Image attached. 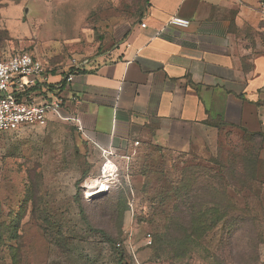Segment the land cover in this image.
I'll return each mask as SVG.
<instances>
[{
    "label": "rangeland",
    "instance_id": "obj_1",
    "mask_svg": "<svg viewBox=\"0 0 264 264\" xmlns=\"http://www.w3.org/2000/svg\"><path fill=\"white\" fill-rule=\"evenodd\" d=\"M145 2L0 0V62L20 53L51 66L97 58L116 24L132 22ZM213 126L215 143L195 151L152 146L123 157L94 147L61 120L3 133L0 264H264V186L251 174L225 170L254 160L258 143L241 130ZM107 159L114 173H103ZM186 189L194 203L224 207L208 204L202 213L221 222L196 228L190 239ZM172 225L179 233L169 231Z\"/></svg>",
    "mask_w": 264,
    "mask_h": 264
},
{
    "label": "crops",
    "instance_id": "obj_2",
    "mask_svg": "<svg viewBox=\"0 0 264 264\" xmlns=\"http://www.w3.org/2000/svg\"><path fill=\"white\" fill-rule=\"evenodd\" d=\"M263 5L146 0L132 22L116 24L104 53L77 59L72 83L65 84L72 62H43L46 73L31 96L38 103L62 98L61 118L49 115L48 124L77 129L78 120L89 144L122 157L152 146L195 151L215 143L213 124L260 133L256 171L264 186ZM174 16L189 27L168 26Z\"/></svg>",
    "mask_w": 264,
    "mask_h": 264
},
{
    "label": "built area",
    "instance_id": "obj_3",
    "mask_svg": "<svg viewBox=\"0 0 264 264\" xmlns=\"http://www.w3.org/2000/svg\"><path fill=\"white\" fill-rule=\"evenodd\" d=\"M262 13L264 14V5ZM189 24V21L177 16L172 17L168 22V26L180 29L188 28ZM142 27L145 28L146 24H142ZM71 65L72 69L66 76L65 84L72 83L75 73L81 69L77 60H73ZM45 73L44 63L29 53H20L0 62V135L15 132L25 126L46 127L49 115L61 118V110L64 106L62 98L57 97L51 101L38 103L31 96L32 91L38 87L39 80ZM76 122L78 131L84 139L89 140L79 121L76 120ZM104 151L110 156L114 155L112 150ZM115 167L107 159L103 165V173H114ZM99 185L101 184L90 183V187L93 189ZM101 187L107 190L106 185H101ZM89 192L88 188L86 190L87 200H91L87 195ZM148 245H152V242L148 241Z\"/></svg>",
    "mask_w": 264,
    "mask_h": 264
},
{
    "label": "trees",
    "instance_id": "obj_4",
    "mask_svg": "<svg viewBox=\"0 0 264 264\" xmlns=\"http://www.w3.org/2000/svg\"><path fill=\"white\" fill-rule=\"evenodd\" d=\"M141 10L142 9L138 10L136 13L138 14L139 12H141ZM220 125H222L224 127H230V128L238 129L232 125H225L223 123ZM238 130H241L245 135H247L249 137L250 142L252 141V142L258 143V151L256 152V156H255L254 160H251V161L248 159L243 160L241 170L237 167V164L235 162H230V166L225 170H227L228 173L232 176L237 175L238 173H240V174L241 173L251 174L252 175L251 180L256 183V182H258L256 167H257V159H258V155H259L261 143H262V134H260V133H257V134L248 133V131H246L244 129H238ZM247 166H249L251 168V170L247 169ZM177 195H178L177 196L178 200H180L179 197L181 198V196L179 195V193H177ZM75 197H76V200L78 201V204H80V201H81L80 200V197H81V184L80 183L77 184V193H76ZM176 204L174 207V211L179 210L178 204L177 205ZM182 204L184 207V212L186 213L184 230H186V234H187V236H189L187 239H190L193 236H195V233L197 231H199L200 229H202L204 231L205 228H207L208 226H211V227L217 226L222 220L221 217H217L212 222L208 221V219L202 213L208 204H212L213 206L223 210L224 207L222 206V204L219 201H213L211 203H201V204L196 203V202L194 203L191 201V194L188 193V191L186 189V196L184 197V199H182ZM218 213H219V211H218ZM23 217H24V211L22 210L21 213L13 221L15 227H20V224L23 220ZM239 222H240V220H239ZM175 227H176L175 225H172L170 227L169 231L170 232L173 231L174 233H179L178 229ZM196 228H197V231H195ZM170 235L177 236L175 234H170ZM13 239H15V237H13Z\"/></svg>",
    "mask_w": 264,
    "mask_h": 264
},
{
    "label": "bare ground",
    "instance_id": "obj_5",
    "mask_svg": "<svg viewBox=\"0 0 264 264\" xmlns=\"http://www.w3.org/2000/svg\"><path fill=\"white\" fill-rule=\"evenodd\" d=\"M92 191V190H91Z\"/></svg>",
    "mask_w": 264,
    "mask_h": 264
}]
</instances>
